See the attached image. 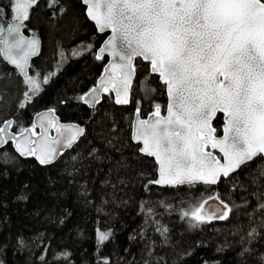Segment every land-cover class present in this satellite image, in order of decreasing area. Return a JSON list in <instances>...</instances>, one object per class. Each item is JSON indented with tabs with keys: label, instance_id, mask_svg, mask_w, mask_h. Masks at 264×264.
<instances>
[{
	"label": "trees",
	"instance_id": "1",
	"mask_svg": "<svg viewBox=\"0 0 264 264\" xmlns=\"http://www.w3.org/2000/svg\"><path fill=\"white\" fill-rule=\"evenodd\" d=\"M11 20L12 0H0L1 40ZM25 30L41 36L42 49L27 79L0 50V124L12 118L22 131L37 111L55 107L86 132L49 165L11 144L0 149V264H264L262 155L215 185H156V162L131 135L137 107L146 116L167 102L149 64L136 62L129 105L107 94L91 109L82 96L105 64L97 50L107 34L82 1L34 0ZM216 195L230 205L229 217L202 219L200 206Z\"/></svg>",
	"mask_w": 264,
	"mask_h": 264
},
{
	"label": "water",
	"instance_id": "2",
	"mask_svg": "<svg viewBox=\"0 0 264 264\" xmlns=\"http://www.w3.org/2000/svg\"><path fill=\"white\" fill-rule=\"evenodd\" d=\"M108 57L82 100L96 109L104 95L129 105L138 59L164 84L167 102L147 116L136 108L132 140L157 163L158 186L215 185L259 155L264 157V0H81ZM42 38L22 21L4 28L1 55L27 79ZM222 113V134L213 122ZM0 124V149L11 144L41 165L57 161L86 132L64 121L55 107L39 110L33 125ZM199 215L223 221L231 212L219 196L206 199Z\"/></svg>",
	"mask_w": 264,
	"mask_h": 264
},
{
	"label": "rangeland",
	"instance_id": "3",
	"mask_svg": "<svg viewBox=\"0 0 264 264\" xmlns=\"http://www.w3.org/2000/svg\"><path fill=\"white\" fill-rule=\"evenodd\" d=\"M33 1L34 0H12L13 19L25 22V20L27 19L28 15H29L30 8L32 6ZM3 31H2V33H3ZM2 33H1V36H2ZM0 43H1V37H0ZM48 75H50V74H48ZM36 78L37 77L34 75V76H32L31 78L28 79V81L30 80V84L31 85L26 87V88L31 90L32 92H33L34 89L37 90L38 87H39V83L36 81L37 80Z\"/></svg>",
	"mask_w": 264,
	"mask_h": 264
},
{
	"label": "flooded vegetation",
	"instance_id": "4",
	"mask_svg": "<svg viewBox=\"0 0 264 264\" xmlns=\"http://www.w3.org/2000/svg\"><path fill=\"white\" fill-rule=\"evenodd\" d=\"M100 59H104L105 60V64H106V62H107V60H108V57H106V56H103L102 58H100ZM104 64V65H105ZM104 65H103V67H104ZM102 70H103V68H102ZM102 72V71H101ZM101 74V73H100ZM100 74L97 76V78H96V82H97V79H98V77L100 76ZM96 82H95V84H96ZM94 84V85H95ZM93 85V86H94ZM111 94V93H110ZM83 97V96H82ZM138 108V107H137ZM163 110H164V108H162ZM57 110V109H56ZM136 110V109H135ZM58 112V111H57ZM135 112V111H134ZM141 113H142V111H141ZM59 114V113H58ZM148 114V113H147ZM147 114H146V116H147ZM143 115V114H142ZM218 115H220L221 116V124H220V126L219 127H217L216 126V124H215V120H214V122H213V125H214V127H215V129H216V135H220V134H222V131H223V125H224V117H223V114L222 113H219ZM217 115V116H218ZM144 116V115H143ZM217 116H216V118H217ZM60 118H61V116H60ZM215 118V119H216ZM63 120V119H62ZM64 121H67V120H64ZM138 146H140L139 144H137ZM141 153V152H140ZM143 154V153H142ZM150 157V156H149ZM156 162V161H155ZM156 165H157V163H156ZM196 184H202V183H196ZM205 185H208V184H205Z\"/></svg>",
	"mask_w": 264,
	"mask_h": 264
},
{
	"label": "bare ground",
	"instance_id": "5",
	"mask_svg": "<svg viewBox=\"0 0 264 264\" xmlns=\"http://www.w3.org/2000/svg\"><path fill=\"white\" fill-rule=\"evenodd\" d=\"M12 21H20V20H11V21H9L8 23H10V22H12ZM8 23H7V25H8ZM7 25H6V26H7ZM6 26H5V27H6ZM3 32H4V31H3ZM2 35H3V34H2ZM35 35H36V34H35ZM37 35H38V34H37ZM101 44H102V43H101ZM98 49H99V48H98ZM97 51H98V50H97Z\"/></svg>",
	"mask_w": 264,
	"mask_h": 264
}]
</instances>
